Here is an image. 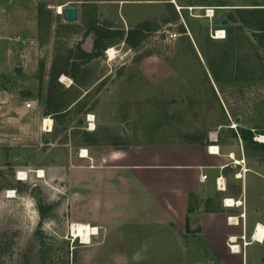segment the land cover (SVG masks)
<instances>
[{"label":"rangeland","instance_id":"obj_1","mask_svg":"<svg viewBox=\"0 0 264 264\" xmlns=\"http://www.w3.org/2000/svg\"><path fill=\"white\" fill-rule=\"evenodd\" d=\"M97 34L115 59L94 49ZM0 39L13 56L0 73V264H76L63 174L82 151L89 162L116 146L208 144L264 183V0H0ZM255 181L251 198L264 199Z\"/></svg>","mask_w":264,"mask_h":264},{"label":"crops","instance_id":"obj_2","mask_svg":"<svg viewBox=\"0 0 264 264\" xmlns=\"http://www.w3.org/2000/svg\"><path fill=\"white\" fill-rule=\"evenodd\" d=\"M11 54V47L0 42L1 74L13 61ZM210 147L116 146L89 162L80 157V165L67 168L69 225L100 232L74 249L75 263L264 264V241L255 234L259 225L264 227V199L253 200L250 194V175L260 187L263 177L247 172L219 146V154ZM219 177L226 181V192L217 189ZM232 182L240 190L231 189ZM225 199L242 206L227 208ZM243 213L239 225L229 223L228 217ZM231 239L239 246L235 251L229 248Z\"/></svg>","mask_w":264,"mask_h":264},{"label":"built area","instance_id":"obj_3","mask_svg":"<svg viewBox=\"0 0 264 264\" xmlns=\"http://www.w3.org/2000/svg\"><path fill=\"white\" fill-rule=\"evenodd\" d=\"M208 14H209V13H208ZM212 16H214V11H212ZM207 17L210 18V15H208ZM177 37H178L177 34H171V35H170V39H172V40H176ZM226 38H227V35H226V31H225V30H219V31H216L215 34L213 35V39H214V40H226ZM17 41L20 42V41H21V38H18ZM22 43L25 44L26 41H23ZM112 50H114V57L117 55L118 52H117L116 48L114 47V49H113V48H111V49H107V51L105 52V55H104L105 58H107V59H110V58H111L110 52H111ZM29 107H30V104H28V108H29ZM45 121H46V120H45ZM45 121H44V130H45ZM50 121H51V123H52V128H53V121H52V120H50ZM90 126H91V124H90ZM216 141H217V140H215V142H216ZM257 141H258V142H261L259 139H257ZM213 148L217 149V150L214 151V152L217 153V154H219V147H217V146H211V147H210L211 150H212ZM203 179L206 180V179H207V176H204ZM216 186H217L218 191H220V192H226V190H227L226 181H225V179H224L223 177H219V178L217 179V181H216ZM223 204H224L225 207H227V208H232V209L235 208V207H238L239 205L242 206L241 203H239V202H235V201L232 200V199H225V200L223 201ZM244 217H245V214H244V213L241 214L240 216H230V217H228V221H229V223L232 224V225H239V219H240V218H243V219H244ZM77 225H78V224H70V225H69V228H68V230H69V234H70V237H71V241H72V242H75V241L79 240V241L82 243L81 238H80V239H77V237L73 236V233H74V227L77 226ZM257 229H258V227L255 229V234H256ZM99 235H100V232H99V229H98V228H91V231L89 232V238H92V237H94V238H98ZM243 238H244V237H243ZM230 241L232 242V243L230 244V246H229L230 250H231V251H235L236 249H238L239 246H237L236 244H234L233 239H231ZM235 242H236V241H235Z\"/></svg>","mask_w":264,"mask_h":264},{"label":"bare ground","instance_id":"obj_4","mask_svg":"<svg viewBox=\"0 0 264 264\" xmlns=\"http://www.w3.org/2000/svg\"><path fill=\"white\" fill-rule=\"evenodd\" d=\"M63 10V9H62ZM62 10H60V11H62ZM110 55H111V58L113 59H115V57H114V50H112L111 52H110ZM65 81H66V79L65 78H63L62 79V82H64L65 83ZM68 81V80H67ZM90 121H92L93 120V118L92 117H90ZM91 126H93V125H91ZM52 123H51V121L49 120V119H46V121H45V131L46 132H51L52 131ZM261 141H264V138H261ZM214 149V148H213ZM82 157H84V158H88L89 157V155H88V153L86 152V151H82ZM239 163V162H238ZM23 176H24V174L23 173H20L19 174V176H18V179L19 180H27L28 178H24V179H22L23 178ZM22 177V178H21ZM38 178L39 179H44L45 178V173H44V171H39L38 172ZM14 193L13 192H10L9 193V199H14L15 198V196L13 195ZM91 231V228L90 227H88V226H85V225H77V226H75L74 227V233H73V236H75V237H77V239H80L81 238V240H82V243L83 244H89L90 243V238H89V232ZM256 239L258 240V241H264V227L262 226V225H259L258 226V229H257V231H256Z\"/></svg>","mask_w":264,"mask_h":264},{"label":"trees","instance_id":"obj_5","mask_svg":"<svg viewBox=\"0 0 264 264\" xmlns=\"http://www.w3.org/2000/svg\"><path fill=\"white\" fill-rule=\"evenodd\" d=\"M146 28H147V24H144L143 27H141L140 29L145 31ZM134 32L135 31H132L129 34V36L127 37V42L132 47H136V43L134 42V39H133V36L135 34ZM108 38H109L108 35L97 34L96 39L94 40V49L97 51H101V52L105 51L107 49V46H105L103 43H104V40H108ZM67 67H68V61L66 63H64L63 65L54 66V69L52 71V76H53L54 82H57L60 75L67 73V71H66ZM54 113H59V112L55 111ZM241 133H242V137H241L242 139H244L245 141L250 140L252 142L253 135L251 133L243 132V131H241ZM256 146H257L258 150H260L261 152L264 153V144H262V143L257 144L256 143Z\"/></svg>","mask_w":264,"mask_h":264},{"label":"water","instance_id":"obj_6","mask_svg":"<svg viewBox=\"0 0 264 264\" xmlns=\"http://www.w3.org/2000/svg\"><path fill=\"white\" fill-rule=\"evenodd\" d=\"M62 16L65 23H76L79 19V10L77 7L63 8ZM91 46V41H88V45L85 48L86 51H89ZM37 195L38 194L36 193L35 196Z\"/></svg>","mask_w":264,"mask_h":264}]
</instances>
